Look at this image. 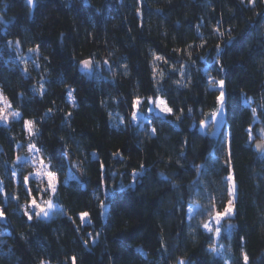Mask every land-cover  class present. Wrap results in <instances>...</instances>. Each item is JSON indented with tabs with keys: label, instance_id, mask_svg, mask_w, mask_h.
<instances>
[{
	"label": "trees",
	"instance_id": "1",
	"mask_svg": "<svg viewBox=\"0 0 264 264\" xmlns=\"http://www.w3.org/2000/svg\"><path fill=\"white\" fill-rule=\"evenodd\" d=\"M100 26L104 46L80 70ZM220 81L213 136L200 125ZM0 91L19 113L0 121V264H264V0H0ZM149 98L172 113L150 112ZM33 145L60 178L53 196L25 183ZM230 175L223 259L202 225L225 208ZM82 186L89 222L77 225ZM33 199L63 212L29 219Z\"/></svg>",
	"mask_w": 264,
	"mask_h": 264
},
{
	"label": "rangeland",
	"instance_id": "2",
	"mask_svg": "<svg viewBox=\"0 0 264 264\" xmlns=\"http://www.w3.org/2000/svg\"><path fill=\"white\" fill-rule=\"evenodd\" d=\"M84 44V58L85 59H91L89 57V53L93 48H100L102 46H104V32H103V28L100 26L98 27V29L94 32V33H87L85 36V39L83 41ZM217 87L220 89V95H221V91H223L224 94V89L223 87L221 88L220 86V82L217 84ZM220 97V96H219ZM158 100H164L161 98H156L154 100H152V103H150V107L149 109H151L150 112H154L160 115H166V113H162L160 111L159 108H157L155 106L156 102ZM169 107V106H168ZM139 113L137 119H135L134 121L136 122H143V120H145V115L144 113L141 112V110L139 109V107H135V111ZM13 113H18L15 109L12 108L11 104L9 103L8 99L5 97V95L0 91V121L2 123H8L10 122L12 119L14 118H18V116H13ZM6 116L7 120H3L2 117ZM28 122V121H26ZM26 122H25V126H26ZM225 123V105H224V101L223 104L220 103L219 109L214 112L213 114L210 115L209 119L206 120L205 122H203L200 125V129L203 132H209L211 135L216 136L219 131L222 129L223 125ZM27 131L29 134H33V126L31 124V132H29L28 126H26ZM255 136H252V138H254ZM97 155L101 158L103 165L105 166V164L107 163V158H108V154L107 152H98ZM21 161H27L28 163L31 164V166L33 167L32 171L27 175L28 179H34L36 181H38V183H42L46 188H48V172H52L49 168V163L45 160L43 154L35 147V149H32V147L30 146L29 148V152L26 156L20 158ZM54 173V172H52ZM55 174V186H56V191L58 189V186L60 184V178L59 176ZM229 177H231V179H229ZM227 179H228V183L230 186V190L232 188L233 183L235 184L234 180H233V176L230 175ZM78 179L79 182L81 183L82 181V173L81 171L76 168L75 166H71V172H70V176L69 179ZM236 185V184H235ZM83 187V186H82ZM55 191V193H56ZM51 196H53L54 194L49 190ZM235 198H236V189L235 192L232 193L230 191V195H229V199L226 203L225 208H227L229 206V201L232 200L233 204V212L232 214H230L229 216L225 217L222 221H221V233L219 236H217L215 234V222L212 220V218L210 220H208L206 223L211 222L213 225V231L210 232L213 235V242L209 247L210 252L215 255V256H219L222 257L223 259H225V250L226 247L225 245L222 244L221 242V237L223 233H227V227L230 225V219L231 217L234 216V212H235ZM55 207L49 212V216L47 218L43 217L44 219H50L54 216H56L57 214H60L61 212H63L61 210L60 205H58L54 200H52ZM37 203L41 204V206H45L44 204L45 200H36ZM31 204V202H30ZM29 204V205H30ZM28 205V209L27 212L28 214L31 216L32 215V211H39V209H32L30 208ZM90 205V199H89V194L88 191L83 187L82 189V203L80 205V207L78 208V210L74 213H69V216L73 219V221L77 224V225H84L86 223L89 222V217L88 215L84 218V221L82 222L81 220V214L82 213H87L88 214V208ZM225 208L222 211H218V212H223L225 210ZM197 207L192 205L190 206L189 209V217H192L195 212H196ZM215 215V214H214ZM206 230V229H205ZM207 231V230H206ZM208 232V231H207ZM212 248H216L217 251L213 252ZM47 264V263H44ZM66 264V263H65ZM71 264H75V262L73 261Z\"/></svg>",
	"mask_w": 264,
	"mask_h": 264
},
{
	"label": "snow or ice",
	"instance_id": "3",
	"mask_svg": "<svg viewBox=\"0 0 264 264\" xmlns=\"http://www.w3.org/2000/svg\"><path fill=\"white\" fill-rule=\"evenodd\" d=\"M26 2H27V4L32 5L33 2H34V0H26ZM250 2L254 3L255 0H250ZM82 64H83V66H84V69L87 70V69L90 68L91 62H90V61H83ZM223 83H224L223 81H220V86H221V88L223 87ZM217 99H218V101H219L221 104H223V101H224V94H223V91H221V95H220V97H218ZM149 103H152L151 98H149ZM140 104H141V101H140V100H136V101L134 102V105H133V106H134V107H139ZM155 106H156L157 108H159L160 111H161L162 113L171 114L172 111H173L172 108H170V107L167 106V104H166V102H165L164 100H158V101L156 102ZM149 111H151V109H149ZM12 115H13V116H18L19 113H13ZM138 115H139V113L134 112V113H133V120L137 119ZM2 119H3V120H7V117H6V116H3ZM202 123H203V122H202ZM31 124H32L31 121L26 122V126H28L29 132H31V130H32V129H31ZM31 147H32V149H35V146H34V145L31 146ZM47 175H48V188L45 189V191H49V190H50L53 194H55V191H56V186H55V183H54V181H55V179H56L55 174L52 173V172H48ZM229 179H231V177H229ZM24 180H25V183H27L28 178L25 177ZM235 189H236V185L233 183L232 188H231L230 191H231L232 193H234V192H235ZM44 204L46 205V207H45V206H41V204L37 203L36 200L33 199V200L31 201V204L29 205V207L32 208V209H39V211H35V212H34V214H35L37 217L43 216V217L47 218V217L49 216V212L55 207V205H54V203H53L52 200L45 201ZM232 204H233V201L230 200V201H229V206H228L227 208H225V210H224L223 212H218V211H217V212H215V215L212 217V220L215 222V225H216L214 231H215V234H216L217 236H219L220 233H221V227H220V225H221V221H222L225 217H227V216H229L230 214H232V212H233ZM87 215H88L87 213H82V214H81V220H82V222L84 221V218H85ZM0 216H3V212H0ZM29 219H31V216H29ZM202 226H203V228L206 229L208 232H212V231H213V225H212L211 222L204 223ZM212 251H213V252H216L217 249H216V248H212ZM244 260H245V264H247L248 257H247L246 254H245V256H244ZM181 264H184V262L181 261Z\"/></svg>",
	"mask_w": 264,
	"mask_h": 264
},
{
	"label": "water",
	"instance_id": "4",
	"mask_svg": "<svg viewBox=\"0 0 264 264\" xmlns=\"http://www.w3.org/2000/svg\"><path fill=\"white\" fill-rule=\"evenodd\" d=\"M83 61H90L91 62L90 68L87 69V70L92 71L93 70V62H92V60L91 59H83L82 62ZM82 62H80V64H79V69L80 70H86V69H84V66H83ZM256 149H257V152L259 154H261L264 151V141L263 140L256 141Z\"/></svg>",
	"mask_w": 264,
	"mask_h": 264
}]
</instances>
